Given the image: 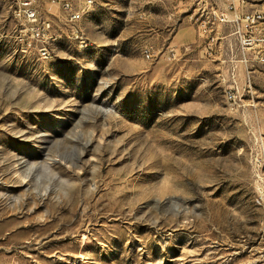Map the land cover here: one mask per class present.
I'll return each instance as SVG.
<instances>
[{
    "label": "rangeland",
    "instance_id": "374dc122",
    "mask_svg": "<svg viewBox=\"0 0 264 264\" xmlns=\"http://www.w3.org/2000/svg\"><path fill=\"white\" fill-rule=\"evenodd\" d=\"M178 1L95 0L82 44L37 0L27 46L0 0V264H264V64L228 96Z\"/></svg>",
    "mask_w": 264,
    "mask_h": 264
},
{
    "label": "built area",
    "instance_id": "2783aa9c",
    "mask_svg": "<svg viewBox=\"0 0 264 264\" xmlns=\"http://www.w3.org/2000/svg\"><path fill=\"white\" fill-rule=\"evenodd\" d=\"M211 0H179L177 5L180 12L186 14L187 20L197 27L202 39L200 56L208 59H220L228 64L225 73L218 76L221 84L229 85L232 89L228 95L235 98L233 93L240 90L239 85L251 88V73L253 65L257 63L259 53H264V7L247 8L246 0H225L223 9H215L210 5ZM95 0H45L46 14H54L62 10L65 19L71 24L72 34L80 39L82 44H89L80 38L78 33L79 18L81 13L92 7ZM215 12H222V21H215ZM14 16L22 21L24 28L20 35L24 36L27 46L32 42H45L52 39L50 21L41 17L37 0H16ZM219 25L230 28V40H222L217 32ZM226 38L227 36H223ZM147 58H153L151 47H146ZM39 52L43 58L49 56L46 46H41ZM224 55H221V54ZM177 49L167 51L168 60L177 58ZM241 71V72H240ZM243 75L244 82L241 84L239 75ZM259 205L264 201L256 199Z\"/></svg>",
    "mask_w": 264,
    "mask_h": 264
},
{
    "label": "bare ground",
    "instance_id": "6f19581e",
    "mask_svg": "<svg viewBox=\"0 0 264 264\" xmlns=\"http://www.w3.org/2000/svg\"><path fill=\"white\" fill-rule=\"evenodd\" d=\"M87 10H88V8H87ZM218 13H215V20L216 21H222V13H220V14H218ZM82 14H84V12L81 13V16H82ZM81 16L79 19H81ZM257 63L258 64H264V53H259L258 58H257ZM225 94H227V93H225Z\"/></svg>",
    "mask_w": 264,
    "mask_h": 264
},
{
    "label": "crops",
    "instance_id": "0c3cea01",
    "mask_svg": "<svg viewBox=\"0 0 264 264\" xmlns=\"http://www.w3.org/2000/svg\"><path fill=\"white\" fill-rule=\"evenodd\" d=\"M210 5L212 6L211 1H210ZM259 7H264V6H259ZM222 26L224 27V29H226V31L224 33H220V36L222 37L221 41L230 40L231 39L230 28L228 26H226V25H222ZM223 36H227V37L224 38Z\"/></svg>",
    "mask_w": 264,
    "mask_h": 264
}]
</instances>
